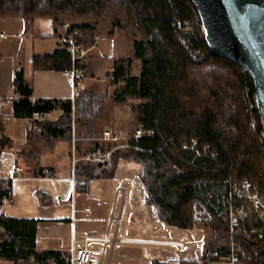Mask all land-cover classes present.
<instances>
[{"label": "trees", "instance_id": "obj_1", "mask_svg": "<svg viewBox=\"0 0 264 264\" xmlns=\"http://www.w3.org/2000/svg\"><path fill=\"white\" fill-rule=\"evenodd\" d=\"M85 17H108L114 28H121L126 18L138 20L144 37L133 39L132 57L114 61L112 75L115 84H124L115 94L117 102L144 100L139 104L138 122L146 132L139 139H129L126 149L116 142L102 143L99 137L103 133L92 138L95 146L89 152L111 153L102 162L86 161L88 179L78 181L80 189H86L87 180L112 176L126 160L135 162L141 168L138 178L147 191L146 202L154 207L158 220L182 229L197 224L192 219L197 197L207 200V195L214 194L229 201L233 187L264 189V126L255 105L253 77L210 48L192 0H0V18H23L28 23L48 18L54 23L55 34L65 27L59 21ZM96 35L93 25H71L60 36L64 39L62 47L33 57L34 68L66 71L76 66L84 70L86 63L73 60V52L92 48ZM134 59L142 63L139 75L132 73ZM14 86L21 96L13 104L17 118L30 119L35 113H51L63 107L64 128L44 125L54 136H66L72 131L73 113L81 116L85 112L79 106L82 91L74 103L32 101V86L22 68L15 74ZM3 131L0 113V153L9 144ZM11 195V181H7L0 190V202L11 200ZM204 225L213 227L211 242L203 251L204 263L226 259L213 257L211 251L223 253L229 246L227 223L216 218ZM37 228L36 219L0 215L4 233L0 260L71 264L62 251L38 248ZM213 242L217 246L210 249ZM261 242L258 249L264 248V239ZM263 256L261 250L259 257H240L235 264H263ZM152 264L171 263L154 259Z\"/></svg>", "mask_w": 264, "mask_h": 264}, {"label": "crops", "instance_id": "obj_2", "mask_svg": "<svg viewBox=\"0 0 264 264\" xmlns=\"http://www.w3.org/2000/svg\"><path fill=\"white\" fill-rule=\"evenodd\" d=\"M46 19L37 18L28 23L23 18H0V32L4 33L0 39V113L3 134L9 138V144L0 153V190L11 181L12 192L11 200L4 198L0 202V215L38 220V248L62 251L70 259L85 245L87 237H110L112 241L108 243L89 242L91 248H106L102 264H152L154 259L172 264L169 255L175 256L173 247L179 246L171 242L181 240L149 238L122 231L128 197L137 190L134 180L117 179L116 171L112 176L87 180L84 190L78 187V181L88 179L85 157L92 153L89 151L95 142L72 131L66 136L48 132L45 123L64 128L63 107L58 106L39 122L13 115L14 101L21 98L14 86L18 69L24 70V76L32 86V101L56 99L74 103L78 93L84 90L78 87L82 76L75 81L61 70L34 68L35 55L48 54L62 47V42L55 44L53 38L55 35L60 38L65 31L55 34L53 21H44ZM116 39V34L108 35L104 44L96 35L95 45L84 52L83 76L90 64L96 68L97 64L109 59L115 61L133 56L117 55ZM139 186L146 191L142 183ZM147 197L146 191L145 202ZM3 238L0 229V241ZM165 252L167 257L163 256ZM201 260L203 264V255ZM193 263L198 264L196 260ZM0 264L15 263L0 260Z\"/></svg>", "mask_w": 264, "mask_h": 264}, {"label": "rangeland", "instance_id": "obj_3", "mask_svg": "<svg viewBox=\"0 0 264 264\" xmlns=\"http://www.w3.org/2000/svg\"><path fill=\"white\" fill-rule=\"evenodd\" d=\"M44 21H51L46 19ZM59 23L65 27L60 30L66 31L73 24H90L95 26L97 38L99 42L106 43L108 35L113 33L117 35L116 43L119 50L116 51L119 56H132L133 46L131 43L134 38H143V33L140 24L136 18H126L122 20L121 28H114L112 20L108 17H85V18H65ZM112 30L114 32L112 33ZM53 43L57 41L63 42V38L55 35ZM90 64L85 71L78 87L84 88L82 91V98L79 101V106L85 108L84 114L78 116L73 113L72 118V133L84 136L86 138H96L105 130H113L121 134V139L116 141H104L118 143V147H129V139L135 137L136 130L141 127L138 122L139 104L144 102L142 99L129 98L126 102H117L115 94L123 87V82L114 83L112 72L114 71V61L109 59L105 62H100L98 67ZM96 70V71H95ZM95 71V72H94ZM142 72V63L138 59H134L132 66V73L139 75ZM77 117V121H76ZM80 117V120H78ZM66 120L64 119V122ZM78 121H81L79 123ZM65 124V123H64ZM96 136V137H95ZM99 137V140H101ZM106 142V143H105ZM74 153V149H72ZM71 159V157H70ZM68 159V161L70 160ZM72 163V161H70ZM74 166L76 164H73ZM141 171L140 166L132 161H124L117 170V179H126L128 181L134 180L136 182L137 190H131L122 219V231H129L132 235L149 237V238H163L176 239L184 242L185 248L173 247L176 255H169V261L172 264H189L190 262H198L202 264L201 257L206 245L211 242L212 231L211 227L204 224H195L191 229H182L175 226H169L160 222L157 218L154 207L147 204L144 200L146 191L140 187L141 183L138 175ZM123 176V177H121ZM142 187V186H141ZM135 188V187H134ZM213 228V227H212ZM216 243V242H215ZM210 244V249L215 248L217 244ZM213 245V246H212ZM167 251V248L164 247ZM260 254L261 250L259 249ZM167 257L168 255H163ZM264 264V256L262 257ZM194 260V261H193ZM210 263H224L232 264L227 259L213 260ZM194 264V263H193ZM205 264V263H203Z\"/></svg>", "mask_w": 264, "mask_h": 264}, {"label": "built area", "instance_id": "obj_4", "mask_svg": "<svg viewBox=\"0 0 264 264\" xmlns=\"http://www.w3.org/2000/svg\"><path fill=\"white\" fill-rule=\"evenodd\" d=\"M4 36L0 32V39ZM84 50L73 52V60H84ZM82 69L73 66L72 69L64 71V74L78 81L82 76ZM2 100H0V106ZM255 105L258 107L257 99ZM50 113L38 112L34 114L35 120H44ZM146 131L141 126L136 130L135 138L139 139ZM121 139V134L113 130H105L101 140L116 141ZM111 151H95L85 157L87 161L102 162ZM75 160V159H74ZM14 172V170H12ZM234 186V184H233ZM232 188V187H231ZM236 199H233V197ZM230 200L226 201L222 197L214 194L207 195V200L196 198L192 206V219L197 224H210L214 219L219 218L225 221L229 227L231 242L226 250L221 253L216 249L211 251L213 257L224 256L232 264H235L240 257L257 258L260 250L257 245L264 239V189H250L248 186L230 190ZM102 241L108 243L112 241L110 237L93 238L87 237L85 245L75 252L71 257V264H102L106 248L94 249L89 246L90 241ZM172 245L183 247V242H171Z\"/></svg>", "mask_w": 264, "mask_h": 264}, {"label": "water", "instance_id": "obj_5", "mask_svg": "<svg viewBox=\"0 0 264 264\" xmlns=\"http://www.w3.org/2000/svg\"><path fill=\"white\" fill-rule=\"evenodd\" d=\"M210 48L254 80L264 126V0H192Z\"/></svg>", "mask_w": 264, "mask_h": 264}]
</instances>
